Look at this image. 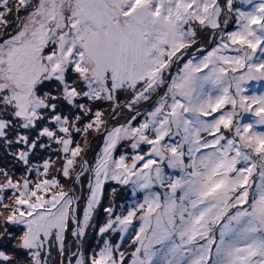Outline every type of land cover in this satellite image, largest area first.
Masks as SVG:
<instances>
[{
  "label": "snow or ice",
  "instance_id": "1",
  "mask_svg": "<svg viewBox=\"0 0 264 264\" xmlns=\"http://www.w3.org/2000/svg\"><path fill=\"white\" fill-rule=\"evenodd\" d=\"M0 264H264V0H0Z\"/></svg>",
  "mask_w": 264,
  "mask_h": 264
},
{
  "label": "rangeland",
  "instance_id": "2",
  "mask_svg": "<svg viewBox=\"0 0 264 264\" xmlns=\"http://www.w3.org/2000/svg\"><path fill=\"white\" fill-rule=\"evenodd\" d=\"M124 194L127 195L126 192H122L121 195H120V197L118 198L120 201H123V199L125 198L124 197Z\"/></svg>",
  "mask_w": 264,
  "mask_h": 264
},
{
  "label": "trees",
  "instance_id": "3",
  "mask_svg": "<svg viewBox=\"0 0 264 264\" xmlns=\"http://www.w3.org/2000/svg\"><path fill=\"white\" fill-rule=\"evenodd\" d=\"M127 195L124 194V197H126ZM101 218H102V214H101Z\"/></svg>",
  "mask_w": 264,
  "mask_h": 264
}]
</instances>
